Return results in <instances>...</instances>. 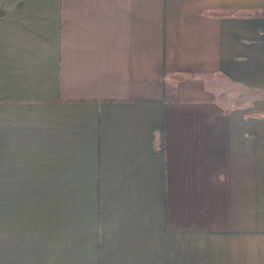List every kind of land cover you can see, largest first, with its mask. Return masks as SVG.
<instances>
[{
  "label": "crops",
  "instance_id": "obj_1",
  "mask_svg": "<svg viewBox=\"0 0 264 264\" xmlns=\"http://www.w3.org/2000/svg\"><path fill=\"white\" fill-rule=\"evenodd\" d=\"M0 264H264V0H0Z\"/></svg>",
  "mask_w": 264,
  "mask_h": 264
}]
</instances>
